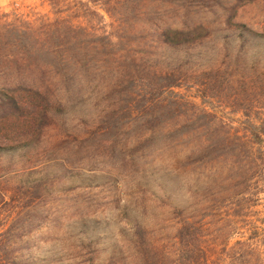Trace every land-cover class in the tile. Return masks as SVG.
Here are the masks:
<instances>
[{
    "label": "rangeland",
    "instance_id": "obj_1",
    "mask_svg": "<svg viewBox=\"0 0 264 264\" xmlns=\"http://www.w3.org/2000/svg\"><path fill=\"white\" fill-rule=\"evenodd\" d=\"M59 1L0 0L3 21L38 27L60 18L74 26L43 39V54L96 61L89 72L69 71V82L54 71L47 80L32 73L19 93L38 107L0 115V143L32 142L0 163V236L18 242L16 263L143 264L135 222L149 232L147 263H264L257 260L264 259V143L251 146L245 132V123L264 121V41L246 46L243 59L228 30L264 33V0H193L183 10L153 2L168 12V25L201 35L192 68L172 88L142 61L116 64L136 55L137 42L120 40L127 0ZM109 115L114 132L101 120ZM44 173L55 176L45 190L23 188ZM184 220L205 259L179 238ZM256 232L252 248L234 246ZM0 258L12 263L2 251Z\"/></svg>",
    "mask_w": 264,
    "mask_h": 264
},
{
    "label": "trees",
    "instance_id": "obj_2",
    "mask_svg": "<svg viewBox=\"0 0 264 264\" xmlns=\"http://www.w3.org/2000/svg\"><path fill=\"white\" fill-rule=\"evenodd\" d=\"M156 1L160 0H127L130 10H128V15L125 17L120 40L126 38L137 42L133 47L136 48V55L132 56L130 61L126 55L120 56L115 61L118 66H127L131 65V63H141L142 61L150 75L156 77V80L162 84V88H172L192 68L191 58L193 55L191 51L196 47L201 35L196 27L189 28V26L183 25L182 28H173L168 25V12L162 9L160 11L158 7H150ZM192 1L161 0L167 7L179 10L189 7ZM61 4L58 0L57 3H53V6L60 7ZM6 16L5 13L0 15V115L18 116V114L26 111L29 107L33 108V110L38 107L39 104L36 98H25L19 93L24 86L31 85L28 78L32 73L40 72L41 79L47 80L54 71L53 76L55 73L59 74L60 78L69 82V71L77 75L81 74V72H89L95 67L96 61L91 59V57H79L76 55L64 57L62 55L50 56L43 54L48 51L44 47L43 43L45 41L43 39L53 41L64 36L67 30L70 32V30L74 29V26L70 23L57 18L51 23L42 21V25L36 27L35 23L23 21L20 18L3 21ZM228 30L234 36V40L239 42V52L243 59L249 54V48H246V46L252 47L264 41V33L252 31L246 26H230ZM106 62L108 61L106 60ZM41 116L42 118L47 117L44 113ZM156 119V117H153L149 121L153 127L157 125L154 122ZM101 120L105 122L107 132H114L119 129L117 121L110 115L102 116ZM245 132L248 137V143L251 146L260 148L264 143V121L261 123H245ZM2 144L0 143V163L3 156H13L17 150L32 146L31 141L20 143L19 145ZM54 178L55 176L52 174L44 173L33 180L26 179L22 186L23 188H32L38 193L41 190H45L49 182H52ZM185 220L183 221L184 224L178 229L179 238L182 241L190 240V242H193V245L191 244L193 252L197 254L199 259H205L207 254L203 251L205 249L204 246L196 240L197 231L194 225ZM134 224L133 237L135 247L141 255L143 264H151L147 263L151 259V251L153 250L148 229L138 222ZM258 236L257 232L251 233L248 237L237 241L234 246L252 248L258 242ZM2 237L0 236V252H3V257L6 261L12 262L3 264H20L16 263V261L22 257L15 255V246L18 245V242L14 238L3 242ZM224 243H227V240ZM226 246L227 244L223 245L225 251L227 250ZM241 256L243 257V253L240 255L236 253L238 259ZM251 258L256 259V256ZM262 258L258 255L257 260L263 262L264 259ZM31 264H38V261L35 260Z\"/></svg>",
    "mask_w": 264,
    "mask_h": 264
}]
</instances>
